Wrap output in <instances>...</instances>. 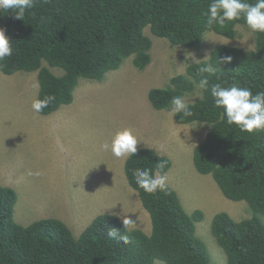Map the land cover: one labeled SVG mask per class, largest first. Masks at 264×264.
Listing matches in <instances>:
<instances>
[{"label": "trees", "instance_id": "obj_1", "mask_svg": "<svg viewBox=\"0 0 264 264\" xmlns=\"http://www.w3.org/2000/svg\"><path fill=\"white\" fill-rule=\"evenodd\" d=\"M210 2L37 0L23 20L0 12V28L6 30L13 48L12 55L0 61V72L7 76L38 73V97L55 96L39 113L49 116L74 102L80 78L101 82L129 59L136 70L145 71L153 61V41L145 33L148 27L172 46L187 49L199 48L209 33L235 39L238 27L249 29L242 18L207 29L203 12ZM255 35L252 50L220 45L212 51L207 63L215 71L203 74L209 89L198 87L203 77L199 66L191 63L168 85L149 91V101L158 111L169 109L174 96L201 91L202 98L192 104L193 116L181 119L178 114L174 119L179 125H212L194 149L195 169L212 175L227 199L246 202L252 214L237 221L220 212L212 221V234L228 264H264V131L250 134L228 125L221 118L223 109L214 106L210 87L238 82L253 94L264 91V33ZM225 56L232 57L231 63H219ZM50 68L61 69L64 75L56 76ZM158 161H167L163 174L172 168L171 159L153 148L138 149L125 163L127 181L150 215L151 234L139 228L125 230L120 218L109 213L96 217L79 237L55 218L23 226L14 219L17 192L0 185V264H211L209 248L197 233L204 212L188 213L170 186L167 192L150 194L135 183L134 169L156 173ZM110 228L129 235L130 243L109 237Z\"/></svg>", "mask_w": 264, "mask_h": 264}, {"label": "rangeland", "instance_id": "obj_2", "mask_svg": "<svg viewBox=\"0 0 264 264\" xmlns=\"http://www.w3.org/2000/svg\"><path fill=\"white\" fill-rule=\"evenodd\" d=\"M237 31L235 39L209 33L199 48L187 49L172 46L148 27L145 33L153 41V61L145 71L136 70L129 59L101 82L80 78L74 102L49 116L31 107L40 89L32 87L39 83L38 73L7 76L0 72V185L18 194L15 221L29 226L55 218L79 237L96 217L109 213L128 215L136 221L135 228L151 234L150 215L126 178L127 158H116L100 147L115 131L128 127L137 137L138 149H158L171 159L168 186L177 191L188 213L204 212L197 233L209 248L211 264H228L212 234V221L220 212L237 221L250 218L249 206L227 199L212 175L195 169L194 149L212 125H179L168 109L152 107L149 91L184 73L192 63L186 60L188 52L204 59L220 45L254 49L255 33L245 27ZM50 69L56 76L64 75L61 69ZM201 96L199 89L186 98L194 103Z\"/></svg>", "mask_w": 264, "mask_h": 264}, {"label": "clouds", "instance_id": "obj_3", "mask_svg": "<svg viewBox=\"0 0 264 264\" xmlns=\"http://www.w3.org/2000/svg\"><path fill=\"white\" fill-rule=\"evenodd\" d=\"M37 0H0V12H11L16 19H24L27 10L33 8ZM49 0H44L48 3ZM206 17L205 26L211 30L214 26H224L228 21H245L247 27L253 33H264V0H255L249 3L248 0H211L207 10L203 12ZM5 29L0 28V61L10 57L13 53L12 41L5 34ZM210 58L206 55L204 59H197L191 52L186 53V60L191 59L192 64L199 66V73H214V69L207 63ZM232 57L225 56L219 63H231ZM184 64H188L185 62ZM219 79V78H218ZM32 87L39 88V83H33ZM198 87L202 90L209 89V80L206 77L200 79ZM210 93L216 108L223 109L222 119L226 118L228 125L235 124L240 131L254 133L264 131V91L253 94L247 87L239 86L238 82L225 87L221 83L211 85ZM202 98V97H200ZM55 100V96L46 94L43 98L33 99L31 107L34 112L40 113ZM193 102L185 96H174L170 101L168 115L176 117L181 115V119L192 117ZM138 140L131 128L118 129L112 135L110 141L103 142L100 147L104 151H110L116 158H127L134 156L137 151ZM167 161H158L156 173L149 168H136L132 175L135 183L146 193L155 194L167 192L168 177L162 173ZM119 215V214H118ZM125 230L131 231L136 226V221L128 215H119ZM108 236L118 239L124 244L130 243L129 235L121 234L116 229L110 228Z\"/></svg>", "mask_w": 264, "mask_h": 264}, {"label": "crops", "instance_id": "obj_4", "mask_svg": "<svg viewBox=\"0 0 264 264\" xmlns=\"http://www.w3.org/2000/svg\"><path fill=\"white\" fill-rule=\"evenodd\" d=\"M156 150H158V149H156ZM159 152V151H158ZM160 153V152H159ZM162 155H164L163 153H162ZM167 155V154H166ZM165 156V155H164ZM128 158V157H127ZM127 161V160H126ZM126 163V162H125ZM135 197H137V196H135ZM135 229H137V228H135Z\"/></svg>", "mask_w": 264, "mask_h": 264}]
</instances>
